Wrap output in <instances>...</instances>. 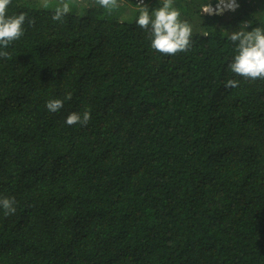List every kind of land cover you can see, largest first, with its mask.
Returning a JSON list of instances; mask_svg holds the SVG:
<instances>
[{"label":"trees","instance_id":"16d2710c","mask_svg":"<svg viewBox=\"0 0 264 264\" xmlns=\"http://www.w3.org/2000/svg\"><path fill=\"white\" fill-rule=\"evenodd\" d=\"M141 1L10 0L25 20L0 47V198L15 207L0 208V264H264V79L228 68L229 36L264 30V0H171L191 27L174 54L135 23L163 0Z\"/></svg>","mask_w":264,"mask_h":264},{"label":"clouds","instance_id":"9594fccd","mask_svg":"<svg viewBox=\"0 0 264 264\" xmlns=\"http://www.w3.org/2000/svg\"><path fill=\"white\" fill-rule=\"evenodd\" d=\"M219 0L215 5H206L204 12H215L223 14L227 10H235L238 0ZM10 0H0V47H7L12 41L19 39L23 32V13L8 15L7 7ZM101 7L107 8L114 0H99ZM69 12L68 3L58 5L53 14V20L60 21ZM180 12L173 7L171 0H163L161 6L152 10L147 7L139 9L135 23L149 32L151 47L164 54H174L185 50L191 37L190 25L179 19ZM233 42H238L235 54L228 68L231 72L245 78L264 79V30L257 28L254 31H235L229 36ZM238 82L230 79L225 87H236ZM68 96L64 99L70 98ZM64 99L53 98L46 102V108L50 112H57L63 107ZM90 114L72 112L66 116L65 123L73 125L77 123L86 124ZM0 208L6 214L15 211L14 199L9 197L0 198Z\"/></svg>","mask_w":264,"mask_h":264},{"label":"rangeland","instance_id":"374dc122","mask_svg":"<svg viewBox=\"0 0 264 264\" xmlns=\"http://www.w3.org/2000/svg\"><path fill=\"white\" fill-rule=\"evenodd\" d=\"M138 1V3H140V2H142L141 0H137ZM81 4L83 5V6H85V5H88V6H90V5H96L97 4V0H79V6H81Z\"/></svg>","mask_w":264,"mask_h":264}]
</instances>
